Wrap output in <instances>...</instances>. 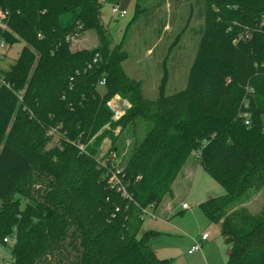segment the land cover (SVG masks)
<instances>
[{
  "label": "trees",
  "instance_id": "16d2710c",
  "mask_svg": "<svg viewBox=\"0 0 264 264\" xmlns=\"http://www.w3.org/2000/svg\"><path fill=\"white\" fill-rule=\"evenodd\" d=\"M102 7L99 0H0V39L25 44L0 71V243L15 238L13 264H169L142 225L145 211L171 196L192 154L224 190L199 208L232 240L225 264H264V205L255 213L243 207L264 193V0H204L186 86L166 95L164 62L154 100L125 74L127 52L113 43ZM142 12L136 5L128 27ZM86 32L95 46L74 50L73 39ZM247 86L249 126L238 116ZM115 95L130 108L112 123ZM139 125L143 137L120 165L124 196L98 155L116 129ZM107 152L120 158L115 146Z\"/></svg>",
  "mask_w": 264,
  "mask_h": 264
},
{
  "label": "rangeland",
  "instance_id": "374dc122",
  "mask_svg": "<svg viewBox=\"0 0 264 264\" xmlns=\"http://www.w3.org/2000/svg\"><path fill=\"white\" fill-rule=\"evenodd\" d=\"M99 2L103 4L102 20L108 25L113 43L122 41L123 49L127 52L128 57L123 63L125 74L141 83L142 96L147 100L158 97L164 62L167 71L166 95L183 90L202 35L204 0H119L115 6L126 10L127 14L123 19L112 13V3L105 0ZM136 5L143 12L128 27L135 14ZM92 37L91 33L86 32L73 39L72 48L76 50L94 47L96 43ZM177 38L178 42L174 47ZM24 45L22 41L12 45L5 43L6 57L0 58L2 73L7 72L15 63ZM116 96L118 95L113 97ZM113 133L117 139L112 143L111 139L105 138L101 143V151H108L111 146H115L122 166L134 142L143 137V126H137L136 130L127 126L121 132L118 128ZM187 161L197 163L196 154H192ZM178 186L179 183L176 187ZM223 193V188L200 166L195 171L191 183L189 181L186 185L178 187L175 197L164 198L163 210L168 214L166 217H155L147 212L142 229L151 231L158 238L160 251L156 256L168 260L169 264H225L229 245L220 236L218 226L209 224L199 208V202L205 200L208 195ZM182 204H187L189 208L181 211ZM262 205L264 193L253 194L243 207L255 213ZM203 231L208 233L209 241L201 251L187 255L191 239L199 237ZM7 254L8 252L1 257L6 258Z\"/></svg>",
  "mask_w": 264,
  "mask_h": 264
},
{
  "label": "built area",
  "instance_id": "2783aa9c",
  "mask_svg": "<svg viewBox=\"0 0 264 264\" xmlns=\"http://www.w3.org/2000/svg\"><path fill=\"white\" fill-rule=\"evenodd\" d=\"M113 14H118L119 17L122 19L126 16V10H120L117 6L112 8ZM6 14L2 11H0V28L6 29L5 24ZM6 53L5 48V42L0 39V58L3 57V55ZM96 62V59L93 61ZM105 83L104 80L100 82V85L103 86ZM252 88L247 86L245 88V97L242 99L240 104V110L238 116L243 121L245 126H249L250 124V114L247 111L248 109V99L246 98L247 95L252 93ZM108 106L111 111V122H118L123 118L125 115V112L130 108V104L126 99H123L119 96L113 97L109 103ZM110 124V123H109ZM109 124L106 126V128L109 127ZM78 150L80 152H84L85 147L84 145H78ZM98 160L101 161L103 165L110 163L111 167H113V170L110 173L109 183L113 185V187H116L118 191H121L124 196H126V193L124 191V186L122 184L121 179L119 178V165H120V159L116 157V153L114 152H107V151H101L98 155ZM181 208L184 210H187L189 207L187 204H182ZM209 235L207 233L201 234L200 238L196 240L191 247V249L188 251V254H192L195 252H198L202 248V244H204L208 240ZM16 243V240L14 237H6L2 240V243H0V264H13V257H12V248L14 247ZM8 252L7 257H1L2 254Z\"/></svg>",
  "mask_w": 264,
  "mask_h": 264
},
{
  "label": "crops",
  "instance_id": "0c3cea01",
  "mask_svg": "<svg viewBox=\"0 0 264 264\" xmlns=\"http://www.w3.org/2000/svg\"><path fill=\"white\" fill-rule=\"evenodd\" d=\"M200 167V164L197 162V163H191L190 161H186V163H185V165L183 166V168H182V170H181V172H180V174L178 175V177L176 178V180L174 181V183L172 184V187H171V190H172V194H171V196L173 197H175V195H177V190H178V187L180 188V187H182V184H187L189 181H190V183H191V181L193 180V176H194V174H195V171L197 170V168H199ZM204 171V170H203ZM179 183V186L178 187H176L177 186V184ZM191 186V185H190ZM221 195V194H220ZM213 196H218V195H214V194H210V195H208L206 198H205V200H207L208 198H210V197H213ZM205 200H201L200 202H199V204L201 203V202H203V201H205ZM163 201H164V199H163ZM163 201H162V203L159 205V207L153 212L152 211V209L151 208H148L145 212L147 213V212H150L151 213V215H153V216H155V217H159V216H165L166 217V215H168L167 213H165L164 212V210H163ZM170 207H171V205H169ZM171 209H173V208H171ZM180 209H181V211H185L184 209H182L181 208V206H180ZM203 233H207L206 231H203L201 234H203ZM208 234V233H207ZM201 236V235H200ZM200 236L199 237H194V238H192L191 239V245H190V247L187 249V251H186V254L187 255H193V254H195V253H192V254H188V251L191 249V247L193 246V244H194V242L196 241V240H198L199 238H200ZM209 241V237H208V240L205 242V243H207ZM205 243L204 244H202V247L205 245ZM149 244H150V247H151V249L154 251V253H155V255H156V253L158 252V251H160V245H159V240H158V238H156V237H153L152 239H151V241L149 242ZM201 251V250H200ZM228 251L229 250H227V254H228ZM199 252V251H198ZM159 259H161V258H159Z\"/></svg>",
  "mask_w": 264,
  "mask_h": 264
},
{
  "label": "water",
  "instance_id": "95a60500",
  "mask_svg": "<svg viewBox=\"0 0 264 264\" xmlns=\"http://www.w3.org/2000/svg\"><path fill=\"white\" fill-rule=\"evenodd\" d=\"M232 242V240L229 238V239H225V243L227 244V245H229L230 243Z\"/></svg>",
  "mask_w": 264,
  "mask_h": 264
}]
</instances>
